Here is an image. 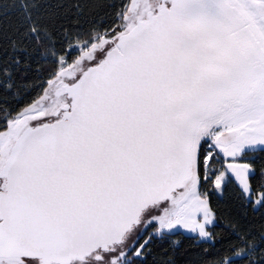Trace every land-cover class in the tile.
<instances>
[{"label": "snow or ice", "instance_id": "6c2138e0", "mask_svg": "<svg viewBox=\"0 0 264 264\" xmlns=\"http://www.w3.org/2000/svg\"><path fill=\"white\" fill-rule=\"evenodd\" d=\"M0 264H264V0H0Z\"/></svg>", "mask_w": 264, "mask_h": 264}]
</instances>
